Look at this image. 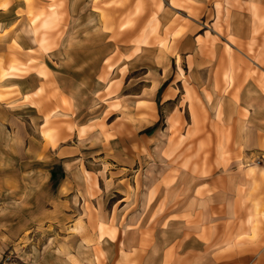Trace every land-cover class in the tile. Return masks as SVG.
<instances>
[{"label":"rangeland","instance_id":"1","mask_svg":"<svg viewBox=\"0 0 264 264\" xmlns=\"http://www.w3.org/2000/svg\"><path fill=\"white\" fill-rule=\"evenodd\" d=\"M210 1L219 17L213 10V29L193 40L206 48L199 57L225 62L217 97L229 95L228 114L223 99L203 100L191 77L201 60L178 40L190 20L179 10L161 33L169 2L136 0L129 9L130 0H95L96 14L89 18L87 5L74 19L68 0H0L11 11L0 14V264H161L162 250L185 239L182 203L193 187L234 170L233 159L240 169L259 165L257 156L245 161L232 111L244 78L264 74V0ZM171 5L188 14L201 6ZM141 45L151 48L124 67ZM16 64L26 67L11 71ZM8 71L41 84L28 79L21 89L2 81ZM61 166L58 186L51 168ZM259 213L224 254L264 246L255 241ZM139 238L158 251L137 258Z\"/></svg>","mask_w":264,"mask_h":264},{"label":"crops","instance_id":"2","mask_svg":"<svg viewBox=\"0 0 264 264\" xmlns=\"http://www.w3.org/2000/svg\"><path fill=\"white\" fill-rule=\"evenodd\" d=\"M108 2L109 0H105ZM136 0H130L129 9L134 8L133 3ZM169 2L170 9H167L164 6L163 10L160 11L158 16V21H160V31L163 34L165 27L170 25L176 18V12L180 10L185 19L190 20L189 23L185 26V31H183L178 37L181 40L180 42L184 44H190V55L194 59H200L201 63L196 62L195 70L191 73L194 84L201 89L205 88L206 92L201 89V95H205L203 100L214 101V100H224V112L228 114L227 106V95L226 92H222L221 97H217L221 94L217 90V86L224 84L223 81V72L225 70V62L216 60L214 64L208 61V58L199 57L198 54L205 51L196 40H193L195 37V32L213 29L210 24L211 12H214V20L219 17L217 15V9L214 1L210 0H193L196 4L201 5L198 7L197 13L193 12L188 14L187 10L179 9L171 5V0H164ZM254 3L260 2L261 0H253ZM259 5L261 3H258ZM88 5L89 8V18L92 14L97 13L96 2L95 0H68V9L70 14H74V19L76 15L82 12L81 8H86ZM166 5V4H165ZM213 6V7H210ZM10 7L7 9L0 8V14L8 15ZM86 13V12H85ZM196 14V15H195ZM213 15V14H212ZM250 19L251 16H249ZM179 21V20H178ZM141 21L139 20L138 25L140 26ZM3 25H11L8 19H3L1 22ZM139 26L134 27L131 32L139 30ZM253 24H251L250 31L252 33ZM219 35H221L219 33ZM175 40V39H174ZM177 40V39H176ZM63 41V40H62ZM181 46V45H180ZM185 46V45H184ZM150 46L141 45L139 51L134 53L129 60V63L126 64L128 68H133L137 61L134 62V59L141 58L145 51ZM151 48V47H150ZM218 49V52L223 53V48L221 46L215 47ZM132 53V48L127 51V54ZM189 55V56H190ZM209 65V66H208ZM205 66V67H200ZM122 66L116 67L114 73L120 71ZM196 72H200L204 78L200 79L197 76ZM264 73V70H262ZM195 73V74H193ZM225 73V72H224ZM264 75V74H263ZM260 74H255L252 77H249L242 83L240 87V93L238 98L240 99L241 107L237 106L236 109H233L232 113L236 117L235 126L241 134L242 140L240 145H244L246 152L245 161L252 160L254 157L259 158V165H247L244 169H240L237 159H233L232 163L236 164L234 170L228 172L227 174L213 176L212 180L209 181L205 187L199 184L194 188L193 191L189 194L188 197L183 200V214H184V240L182 241L181 248L171 249L170 245L167 246V249H163V260L161 264H167L171 261V264H190L192 261L194 264L201 262L202 264H264V246L258 249L244 251H237L225 253L222 252V247L226 243H235L237 244V238L242 234H251V224L247 222L251 216L254 217V212L257 210L260 211L259 214L264 216V76ZM32 74L29 76H22L17 78H11L13 84H20V88L26 87L28 79H32L31 87L41 84V78H32ZM242 77V73L240 74ZM246 77V76H245ZM231 98V97H229ZM247 108V109H246ZM247 111L248 114L244 115V112ZM231 113V114H232ZM249 130L245 134V130ZM231 163V157H230ZM249 163V162H248ZM51 178L59 186L62 184V181L65 177V169L62 170L51 168ZM253 172L250 174L249 172ZM58 172H61V178L55 180L58 177ZM226 180L227 182H223ZM200 187V190H197V187ZM213 187V188H212ZM198 194V195H197ZM197 214L199 221L197 219L193 222L192 216L191 221L188 222L189 215ZM260 216V229L261 234L260 238L256 239L257 242H264V217ZM216 230V232H215ZM139 246L133 248L136 250L135 256L139 259H145V257H150L153 253L158 250L155 246H151L149 249L142 248L141 243L144 241L145 244L151 241L148 238H139ZM244 240L243 242H247ZM242 242V243H243ZM172 244V243H171ZM177 245V244H176ZM174 245V246H176ZM242 247V246H241ZM246 249V248H244ZM243 249V250H244ZM178 251L176 260H170V257L176 255L174 252ZM255 250V251H254ZM201 254V255H200Z\"/></svg>","mask_w":264,"mask_h":264},{"label":"bare ground","instance_id":"3","mask_svg":"<svg viewBox=\"0 0 264 264\" xmlns=\"http://www.w3.org/2000/svg\"><path fill=\"white\" fill-rule=\"evenodd\" d=\"M7 7H8V5L7 4H3L2 6H0V8H3V9H7ZM47 42H48V40L46 39V37L44 38H41V45L43 46V47H45V45L47 44ZM26 66H22L21 68H19L18 67V65L16 64V65H12L9 69H11V71H17V70H19V71H23L24 70V68H25ZM28 69V68H27ZM6 72V73H4V75H3V77H2V81H4V82H7V83H9L12 79L11 78H17V77H19L20 75H15V74H13L12 72ZM1 81V82H2ZM3 82V83H4ZM46 136H50V133L47 131L46 132V134H45ZM51 137V136H50Z\"/></svg>","mask_w":264,"mask_h":264}]
</instances>
